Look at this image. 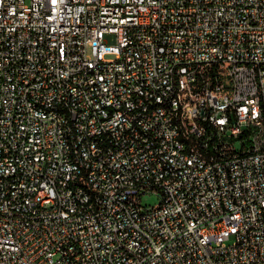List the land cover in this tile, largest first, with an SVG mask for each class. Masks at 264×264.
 Here are the masks:
<instances>
[{"label":"built area","instance_id":"obj_1","mask_svg":"<svg viewBox=\"0 0 264 264\" xmlns=\"http://www.w3.org/2000/svg\"><path fill=\"white\" fill-rule=\"evenodd\" d=\"M0 264H264V0H0Z\"/></svg>","mask_w":264,"mask_h":264},{"label":"rangeland","instance_id":"obj_2","mask_svg":"<svg viewBox=\"0 0 264 264\" xmlns=\"http://www.w3.org/2000/svg\"><path fill=\"white\" fill-rule=\"evenodd\" d=\"M160 195L155 193H147L141 195V203L142 206H154L159 204L160 202Z\"/></svg>","mask_w":264,"mask_h":264}]
</instances>
